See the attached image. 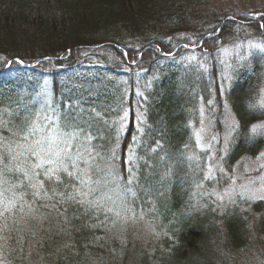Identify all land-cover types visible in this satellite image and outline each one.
Here are the masks:
<instances>
[{
    "label": "trees",
    "instance_id": "1",
    "mask_svg": "<svg viewBox=\"0 0 264 264\" xmlns=\"http://www.w3.org/2000/svg\"><path fill=\"white\" fill-rule=\"evenodd\" d=\"M206 3L0 0V264L261 260L264 201L236 196L219 205L210 189L224 187L234 165L264 147V139L252 131L264 120L258 104L264 58L254 53L241 60L229 85L222 83L236 119L221 162L228 174L217 172L201 185L203 154L189 124L197 118L201 95L205 102L212 94L218 103L223 68L218 49L246 33L264 40V11L249 20L230 13L217 16L211 8L202 19ZM191 55L206 70L186 61ZM145 70L151 82L144 93L145 123L136 136L132 118L121 128L120 117L124 108L132 115L134 85ZM205 74L210 82L204 83ZM213 116L221 128L222 109ZM34 122L45 130L77 133L69 154L78 167L61 156L35 174L27 147H34L39 136L24 139ZM87 135L90 141L84 140ZM76 143L83 158L76 156ZM85 148L92 150V158ZM132 148L136 165L130 177L126 159ZM61 161L75 175L61 170L49 180L44 171ZM38 181L44 188L34 197ZM53 191L63 193V202ZM120 208L140 212L153 234L134 236L118 220Z\"/></svg>",
    "mask_w": 264,
    "mask_h": 264
},
{
    "label": "rangeland",
    "instance_id": "2",
    "mask_svg": "<svg viewBox=\"0 0 264 264\" xmlns=\"http://www.w3.org/2000/svg\"><path fill=\"white\" fill-rule=\"evenodd\" d=\"M211 8L215 9L217 16L230 13L239 18H250L249 20H251L252 18L259 16L261 12L264 11V0H207L204 9L200 11V18L206 19L207 12ZM190 37L193 38L192 36ZM184 48L187 49L189 47ZM254 53H258L262 58H264V40L255 39L250 33L240 35L237 37L236 42L222 45L218 49V55L216 56L217 60L223 61L221 62L223 68L220 71L221 76L219 77V83H221V95L217 98L218 103L213 102L212 94L205 102H203L201 95V100L198 102V106L196 107L197 118L196 120H192L189 124L197 149L203 154L205 172L204 180L201 182V185L205 183L206 178L209 176H214L217 172H224V168L221 164L223 160L222 157L225 154L228 138L236 126V119L225 98L224 89L226 90V87L222 88V83L227 85L231 80L230 76L236 69L238 63H240L241 60L244 61L248 56L253 55ZM186 61L194 63V66L199 69L206 70V66L203 64V61L196 59L194 55L186 58ZM167 63V60L162 61L163 65H166ZM204 77H206V79L201 77L204 83L210 82L206 74ZM150 82L151 77L147 75L146 70L139 73V80L134 85L136 96L131 103L132 115L129 108H124L121 113V128L125 127L129 123V119L132 118V125L135 127L136 136H139V132H142L143 125L145 123L143 101L145 99L144 93L149 88ZM258 104L264 108V83L259 91ZM216 108H221L223 112L221 128H219V126L215 123L216 118L214 119L213 116ZM125 113H127L126 116ZM47 117L50 119L51 115L48 113ZM52 129L56 128L52 127ZM252 131L264 139V120L254 124L252 126ZM70 146L71 143L66 145L64 143L57 142L51 147L49 156L52 159L57 160V157L52 155V153H55L65 147L68 148L69 152ZM73 146L76 147L75 151L78 152L77 143L73 144ZM44 147L45 149H48L47 144H45ZM79 151L81 152V150ZM61 156L64 155L62 154ZM28 162L29 164L32 162V165L34 166L36 158L34 157V159H32L31 156V160ZM126 162L127 168L130 170V177H133L134 173L131 166L136 165L133 148L129 151ZM224 173L228 174L226 172ZM210 191L213 194L215 202H218L219 205L231 201L236 196H243L249 200L264 201V199L258 198L264 196V147L262 151L254 157L241 158L234 165L231 174H228L227 184L221 189L213 187ZM250 197L252 198L250 199ZM118 205H120V203H118ZM118 212L120 213L118 220L126 223L129 226L130 232L134 236L139 237V239H144L153 234V228L140 212H137L139 216L135 215L134 212H130L122 208H120ZM252 222H254V218ZM236 264L243 263L240 261ZM253 264H264V256L261 257L259 262H255Z\"/></svg>",
    "mask_w": 264,
    "mask_h": 264
},
{
    "label": "snow or ice",
    "instance_id": "3",
    "mask_svg": "<svg viewBox=\"0 0 264 264\" xmlns=\"http://www.w3.org/2000/svg\"><path fill=\"white\" fill-rule=\"evenodd\" d=\"M127 115V113H125V116ZM123 119V118H122ZM35 136H39V139H36L33 141V143L35 144V147H33L32 145H29L27 147V154L33 156L36 158V163L33 166V171L35 172L36 169H41L44 168V166L47 165H55L57 163L56 159H52L49 156V152L51 150V147L56 144L57 142H61L64 143L66 145L71 143V140L74 138H77V133L75 131L73 132H64L62 129H52V128H48L47 130H45V128L43 126H41L38 123H33L29 126L28 130L25 132L24 134V139L25 141H27L29 139V137H35ZM92 139V137L90 135H87L84 137L85 141H90ZM47 144L48 145V149H45L44 145ZM85 152H87L88 157L92 158V150L90 148H85L84 149ZM66 156L69 160L72 161V164L74 167H78V164L76 162L75 159H72V156L69 154L68 152V148L65 147L63 149H60L59 151H56L55 153H52V155H55L57 157V159H59L61 157V155ZM77 158H83L81 156V153L77 152L76 153ZM48 157V158H46ZM85 164L88 165L89 161L86 159ZM64 171L66 172V174L68 176H74L75 174L73 172H69L67 170V168L65 166H63V162L61 161V164L58 168H48L44 171V175L51 180L54 176H57L59 171ZM90 166L87 167L83 174L85 176L88 175V173L90 172ZM36 175H39L40 173L35 172ZM90 179V177H89ZM84 182V181H82ZM131 181H129L130 183ZM34 188H36L37 190L33 192V196L34 197H39L41 192L40 190H42L44 188V184L42 181H38L37 185H33ZM44 195L47 196V192H44ZM60 196L61 197V202H63V193H56L55 191H53V196ZM52 197H48V199H51ZM252 197H250L251 199ZM259 199H264V196L258 197ZM68 200H72L75 201V197L74 196H68L67 197ZM77 203L83 204L84 201L80 200V201H75ZM53 208H55V205H52ZM29 208L31 209V206L29 205ZM109 211H111V209H109ZM117 216L120 215L119 212L116 213Z\"/></svg>",
    "mask_w": 264,
    "mask_h": 264
},
{
    "label": "water",
    "instance_id": "4",
    "mask_svg": "<svg viewBox=\"0 0 264 264\" xmlns=\"http://www.w3.org/2000/svg\"><path fill=\"white\" fill-rule=\"evenodd\" d=\"M44 59H49V58H42L41 60H44ZM41 60H39V61H41Z\"/></svg>",
    "mask_w": 264,
    "mask_h": 264
}]
</instances>
